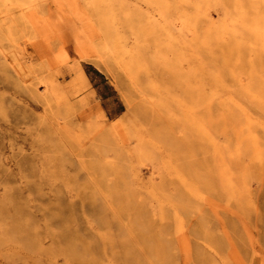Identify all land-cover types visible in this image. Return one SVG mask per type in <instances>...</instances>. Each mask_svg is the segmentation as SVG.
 <instances>
[{
    "label": "rangeland",
    "instance_id": "obj_1",
    "mask_svg": "<svg viewBox=\"0 0 264 264\" xmlns=\"http://www.w3.org/2000/svg\"><path fill=\"white\" fill-rule=\"evenodd\" d=\"M0 85L28 264L42 212L92 245L76 264H264V0H0Z\"/></svg>",
    "mask_w": 264,
    "mask_h": 264
},
{
    "label": "bare ground",
    "instance_id": "obj_2",
    "mask_svg": "<svg viewBox=\"0 0 264 264\" xmlns=\"http://www.w3.org/2000/svg\"><path fill=\"white\" fill-rule=\"evenodd\" d=\"M168 65H166V69ZM13 75L17 80L22 81L21 74L12 68ZM168 74L171 75L170 69H167ZM75 79L76 84L80 80L86 81L82 72H78ZM74 82V84H75ZM38 84L46 86L47 90L51 92L56 89L53 83L49 80H40ZM3 92H8L6 86L0 85ZM16 96L15 92H12ZM20 206V205H19ZM21 208V207H20ZM44 221L43 234L41 240H48L51 244L50 258H46L47 264H53L55 256H64V258L76 264L87 254L92 253V245H82L78 243L77 231L74 229V224L66 227L64 220L60 216H50L46 212L40 214ZM38 235L35 234L34 226L29 221L23 209H17L15 203H0V264H28L32 260V256L37 250ZM38 252V251H37ZM36 252V255H37ZM38 261L42 263L40 255Z\"/></svg>",
    "mask_w": 264,
    "mask_h": 264
},
{
    "label": "crops",
    "instance_id": "obj_3",
    "mask_svg": "<svg viewBox=\"0 0 264 264\" xmlns=\"http://www.w3.org/2000/svg\"><path fill=\"white\" fill-rule=\"evenodd\" d=\"M99 78H100V80L103 82V86H105L106 88H108V90H109V93H110V95H109V97H106V95H98L99 96V99L103 102V103H108V102H110V101H112L113 100V98L115 97V94H114V91L111 89V87H109L108 86V84L105 82V80L98 74V73H95ZM91 75V74H90ZM85 78H86V80H87V82H88V84H89V86L92 88L93 86V80L92 79H90L88 76H86L85 75ZM93 89V91H95L94 90V88H92ZM114 96V97H113ZM92 96L90 95L89 97H87V99L86 100H88L89 98H91ZM85 101V100H84ZM116 105L118 106L117 108H121V105L118 103V101L116 100ZM91 106H87V107H85L84 108V111H87V110H89V108H90ZM101 112H103V110H101ZM115 119H117V118H119L121 115H122V112L121 111H116L115 112Z\"/></svg>",
    "mask_w": 264,
    "mask_h": 264
}]
</instances>
